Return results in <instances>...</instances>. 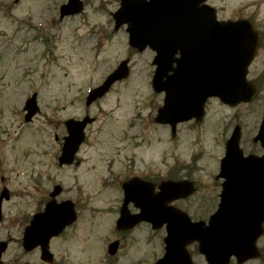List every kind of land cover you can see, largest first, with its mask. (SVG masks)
Instances as JSON below:
<instances>
[{
	"label": "rangeland",
	"instance_id": "rangeland-1",
	"mask_svg": "<svg viewBox=\"0 0 264 264\" xmlns=\"http://www.w3.org/2000/svg\"><path fill=\"white\" fill-rule=\"evenodd\" d=\"M83 1L81 13L60 19L59 6L66 0H0V189L5 185L12 192L2 204L0 227L13 236L4 256L13 264H43L39 250L25 252L20 240L26 218L42 208L44 197L56 183L62 186L57 199L70 198L80 211L78 221L51 243L57 262L106 264L120 193L116 185L103 181L109 168L116 172L132 162L142 174L160 178H167L172 166L177 176L188 172L198 184L197 192L174 204L192 219L206 220L216 204L207 209L202 198L217 189L213 180L216 161L224 152L223 141L239 123L245 142L258 129L264 111L262 42L249 67V77L258 76L256 98L235 107L211 98L202 122L180 123L172 137L167 126L154 122L163 99V93L154 92L151 86L155 53L131 48L124 25L113 29L112 12L119 0ZM208 2L217 9L219 19L247 18L264 31V0ZM126 57L130 59L129 76L86 108L87 91ZM33 92H37L40 111L25 123L23 104ZM86 113L95 121L85 130L76 161L59 166L64 120ZM4 235L3 231L0 237ZM164 235L163 228L140 226L112 263L151 264L163 254ZM258 246L264 247V237ZM188 249L195 264H206L194 244ZM244 264H264V255Z\"/></svg>",
	"mask_w": 264,
	"mask_h": 264
},
{
	"label": "water",
	"instance_id": "water-1",
	"mask_svg": "<svg viewBox=\"0 0 264 264\" xmlns=\"http://www.w3.org/2000/svg\"><path fill=\"white\" fill-rule=\"evenodd\" d=\"M205 1L121 0L113 13L114 29L127 24L130 46L138 50L150 46L156 51L151 85L155 92H164V99L155 121L169 124L172 135L179 122L202 120L209 97L234 106L257 95V88L246 76L260 43L259 33L248 20L218 21L215 8ZM82 7L81 0H67L59 8V17L79 13ZM128 62L129 58L121 60L101 84L88 91L86 106L129 75ZM24 110L25 122L31 121L39 111L36 93L26 100ZM93 121V117L85 115L64 122L67 134L63 137L59 165L73 162L84 141L85 127ZM239 133V126H235L226 143L217 176L224 178L220 201L207 221H193L170 204L192 194L194 186L189 180L163 181L156 193L152 184L145 181L124 185L125 203L133 201L140 212L129 215L122 208L117 228L133 227L141 221L151 223L153 229L165 226L164 254L153 264H194L187 250L193 242L207 264H229L231 257L242 264L259 256L256 242L263 234L264 155L243 156ZM254 140L264 148V114ZM60 192L61 186H54L50 193L53 198L43 211L32 216L22 237L24 249L40 246L41 258L46 261L52 259L48 250L50 238L76 219L71 200L56 201ZM3 197H8L6 189L1 192L0 201ZM4 249L5 242H0V254ZM116 249L117 242H113L108 252L113 254Z\"/></svg>",
	"mask_w": 264,
	"mask_h": 264
},
{
	"label": "flooded vegetation",
	"instance_id": "flooded-vegetation-1",
	"mask_svg": "<svg viewBox=\"0 0 264 264\" xmlns=\"http://www.w3.org/2000/svg\"><path fill=\"white\" fill-rule=\"evenodd\" d=\"M83 2L85 4V1H83ZM119 2H120V0H119ZM239 18L240 17H237L235 19H239ZM251 22L253 24V27L255 28L254 22L252 20H251ZM259 32H260V34H262L261 35L262 36V41L264 42V31H259ZM147 48L150 49L151 51H153L149 47H146L145 49H147ZM260 48L261 47H259V49ZM153 52L155 53V51H153ZM256 79L258 81V76L256 77ZM241 104H244V103H240L239 105H241ZM191 122H192L193 125H197L198 124L194 120H191ZM164 126H167V125H164ZM235 126H239V128H240L239 145H240V148L242 150V155L243 156L253 155V156H256V157L262 156L264 154V148L261 146V144H260L259 141H255L254 140L255 135L257 133V130L254 133H253V131L250 132L249 135L246 137V140L244 142V139L242 137L243 134H242V127H241V125L239 123H235L234 126H233V128ZM167 127L170 130V127L169 126H167ZM233 128H232V130H233ZM232 130L230 131L229 135L223 141L224 142L223 143L224 152H225V147H226V143H227L228 137L230 136ZM56 138L58 139V136H56ZM224 152H223V154H220L218 156V159L216 161L217 162V168H218V170L214 174L213 184L217 186V189L213 191V193L211 194V196H205V197L202 198V200L206 201L207 209H209L211 206H213L214 203L217 205V203L219 202V198H220L219 197V193H220L221 185H222V182H223L224 179L222 177H217V176L220 174L221 159H222V157L224 155ZM181 168L183 170H185V167L184 166H182ZM175 170L176 169H174V166H172L168 170V178L167 179H172ZM107 173H108L107 174V177L108 178H107V180H104L103 183L109 182L112 185H116V187H117V189H118V191L120 193L119 203L117 204L116 207H114L115 217L113 219V227H112L111 232H110V233L113 234V236L111 237V240L107 242V246H106V249H107V247H109V244L110 243L117 242L116 252L114 253V255H109V256L107 255L108 259L106 260V264H113L112 263V259L114 258V256L118 252V250L121 249L124 246L125 241H127L128 238H131L130 235H132V232L136 231L142 225H145V226L150 227V224L147 223V222H140V223L136 224L135 226L129 227V228L128 227H125V228H122V229H118L116 227V219L119 216L120 210L122 208H124V210L127 211L129 215H135V214L139 213V207H137L133 201H129V202L125 203V201H124V198H125L124 185L125 184L126 185H129V184H131L134 181H145L146 183L152 184L153 191L155 193L157 191L158 184L163 179H158V177H157L156 174H151V173L150 174H142L140 172V170L136 168L134 162L128 163L126 165H122V167L119 168V170H117L116 172L110 170V168H109L107 170ZM183 178L192 180L193 183H194V185H195V192H197L198 184H197L196 181H194L190 177V174L188 172H186L185 174H183L180 178H176V179H183ZM173 179H175V178H173ZM1 180H3V176H1ZM4 187H6V186L3 185L2 188L0 189V192L2 191V189ZM8 192H9V199H10L11 196H12V192H11V190L9 188H8ZM44 196H46V195H44ZM48 198H49V193H48V196L44 197V199H43L44 200L43 201L44 204L46 203V201L48 200ZM188 198L189 197H187L185 199H181V200H187ZM9 199L8 198L7 199H4L3 198L1 204H3L4 201L9 200ZM176 201H179V199L176 200ZM74 204H75V207H76V210H77V219L70 226L66 227L59 235H57L56 237H53V238L50 239V242H49V248L50 249H51V243H52V241L54 239H56V238H59V237L63 236L65 234V232L78 221V219L80 217V211L78 209V205L76 204V202H74ZM35 211H37V209ZM3 213H4L3 210H1V212H0V224H2V222L4 220ZM30 217H31V215L26 218L27 220H26V223L24 224V226L29 222ZM150 229H151V227H150ZM3 231L5 232V235H4V237H0V241H2V240L5 241L6 242V245H5V249L2 251V253L0 255V264H13V260L12 259L7 260V258H4L6 252L9 249L10 242L13 239V236H12V234L10 232H8L7 230H3L2 227H0V234ZM263 237H264V226H263V234H262V237L261 238H263ZM37 249L39 250V247H37ZM51 251H52V249H51ZM261 251L262 252L260 254H261V256H263L264 255V247L261 248ZM53 255H54L53 256V260L51 262H48L47 263V262H43L41 259L40 260H41V262L43 264H59V262H57V259H56L54 253H53Z\"/></svg>",
	"mask_w": 264,
	"mask_h": 264
}]
</instances>
